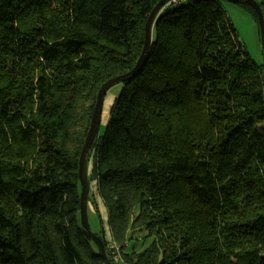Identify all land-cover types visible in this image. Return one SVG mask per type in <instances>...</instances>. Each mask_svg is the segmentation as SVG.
Listing matches in <instances>:
<instances>
[{
	"label": "trees",
	"instance_id": "trees-1",
	"mask_svg": "<svg viewBox=\"0 0 264 264\" xmlns=\"http://www.w3.org/2000/svg\"><path fill=\"white\" fill-rule=\"evenodd\" d=\"M159 1L0 0V264H105L79 159ZM221 2L166 6L90 150L118 264H264V64Z\"/></svg>",
	"mask_w": 264,
	"mask_h": 264
},
{
	"label": "water",
	"instance_id": "water-1",
	"mask_svg": "<svg viewBox=\"0 0 264 264\" xmlns=\"http://www.w3.org/2000/svg\"><path fill=\"white\" fill-rule=\"evenodd\" d=\"M172 0H160L157 5L153 8L151 11L149 17L147 18V22L145 24L144 35V47L142 50V54L139 56V59L135 65V67L128 73L123 74L121 76H118L116 78H113L105 84L102 85L100 88L97 96L96 106L94 108L92 118L90 121V129L88 131L86 140L84 142V146H82V151L79 159V170H78V176L81 184V194H80V219H81V227L84 231V236L87 238L88 241L92 242L96 245V248H98L99 255L102 256L103 260L105 261V264H113V261L109 258L106 250V240L104 232H102L99 236L95 233H93L90 229L89 225V218H88V197L90 194V181H89V174L88 172V158L90 154V150L92 148V145L96 138L98 137V133L100 132L101 127V116L103 112V105L105 97L109 90H111L115 85L122 84L125 82H128L132 80L143 68L145 63L148 60L150 49L152 46V40H153V27L157 20V17L159 14L166 8L167 4H169ZM232 2H248L250 3L253 8L256 11V14L258 16V24H259V34H260V41L264 53V14L260 7V5L255 2L254 0H227ZM264 64V63H263ZM264 78V72L263 76Z\"/></svg>",
	"mask_w": 264,
	"mask_h": 264
},
{
	"label": "rangeland",
	"instance_id": "rangeland-1",
	"mask_svg": "<svg viewBox=\"0 0 264 264\" xmlns=\"http://www.w3.org/2000/svg\"><path fill=\"white\" fill-rule=\"evenodd\" d=\"M225 12H226V20H228L231 24H233L234 28H236L239 40L242 41L245 49L247 50L249 56L257 62V64H263L264 63V53L262 52V45L260 41V34L258 25L253 18L252 14L244 8L242 5H240L237 2L222 0L221 2ZM122 84L115 85L111 90L108 91L103 105V112H102V122L100 127L99 134H102L105 132L106 125L108 124V120L110 119V113L113 108V105L122 91ZM93 158L89 159L88 162V174H89V181H90V194L88 198H91V203L88 202V218H89V225L90 229L93 233H100L102 227L104 228V221L101 224L99 223L101 212L98 208L100 206L99 202V195H98V189H97V180L94 179V162L92 160ZM94 200H96L94 202ZM91 205L95 207V212ZM99 209V210H98ZM109 223L107 224V234H105L107 237L110 231V228L108 227ZM136 250L142 251L145 246L137 245Z\"/></svg>",
	"mask_w": 264,
	"mask_h": 264
},
{
	"label": "built area",
	"instance_id": "built-area-1",
	"mask_svg": "<svg viewBox=\"0 0 264 264\" xmlns=\"http://www.w3.org/2000/svg\"><path fill=\"white\" fill-rule=\"evenodd\" d=\"M188 0H172L169 4H167V6L169 7H175L178 4H182V3H187ZM107 248L108 251L110 253L111 259L113 260V263H120L122 260V255H121V248L119 247V245L114 242V241H110L107 243Z\"/></svg>",
	"mask_w": 264,
	"mask_h": 264
},
{
	"label": "crops",
	"instance_id": "crops-1",
	"mask_svg": "<svg viewBox=\"0 0 264 264\" xmlns=\"http://www.w3.org/2000/svg\"><path fill=\"white\" fill-rule=\"evenodd\" d=\"M94 201H96V200H94ZM98 203L100 204V206H99L98 208L100 209V212H101V214H100V217H101V220H102L101 222L103 223V221H104L105 225H104V228H103L102 225H101V227H102L101 232H100L99 234H98V233H95V234L101 236L100 234H101L102 232H104L103 235L107 234V230H106V228H107V224H108V213H107L106 207H105V205H104V203H103V201L101 200L100 197H99V202H98ZM91 207H92V209L96 212L95 207H94L93 205H91ZM99 209H98V210H99ZM108 227H109V226H108ZM110 234H111V232L109 231V234H108L109 237H107V236L105 235V240H106L107 242H110V241L112 240V235H110Z\"/></svg>",
	"mask_w": 264,
	"mask_h": 264
}]
</instances>
